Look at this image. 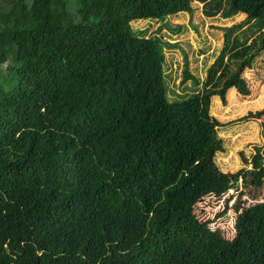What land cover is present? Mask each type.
<instances>
[{
	"label": "trees",
	"instance_id": "obj_1",
	"mask_svg": "<svg viewBox=\"0 0 264 264\" xmlns=\"http://www.w3.org/2000/svg\"><path fill=\"white\" fill-rule=\"evenodd\" d=\"M193 3L245 21L223 29L201 89L178 96L163 73L177 45L129 22ZM263 48L264 0H0V264H264V200L229 240L192 210L263 165L261 123L252 167L219 170L210 117L213 97L249 94L242 73ZM184 57L181 84L198 86Z\"/></svg>",
	"mask_w": 264,
	"mask_h": 264
},
{
	"label": "rangeland",
	"instance_id": "obj_2",
	"mask_svg": "<svg viewBox=\"0 0 264 264\" xmlns=\"http://www.w3.org/2000/svg\"><path fill=\"white\" fill-rule=\"evenodd\" d=\"M192 7L191 15L181 13L162 22H129L130 28L135 32H145L147 37L155 36L177 45V48L163 49L166 66L163 73L171 78L168 81L169 90L178 96H188L201 89L207 68L214 62L223 46V29L245 21V15L242 14L228 19L219 16L208 18L203 15L202 4L193 3ZM176 26L181 29L179 33L172 32ZM184 56L187 58L189 72L200 80L198 86L190 80L181 84ZM242 77L249 87L247 96L230 89L225 93L224 105L217 97H213L210 103V117L223 126L216 131L223 150L213 157L214 164L223 172L251 168L249 161L256 150H261L263 146L261 123H264V116L254 120L249 115H255L257 111L264 109V48L253 60L251 68L244 70ZM208 170L211 168L208 167ZM263 200L264 158L263 165L248 174L245 181L238 179L234 187L219 196L201 198L194 203L192 210L198 221H209L210 230L229 240L234 235L233 222L237 213L244 206Z\"/></svg>",
	"mask_w": 264,
	"mask_h": 264
}]
</instances>
